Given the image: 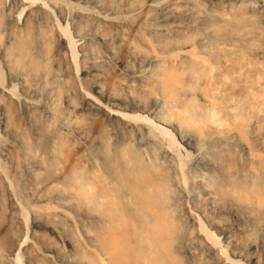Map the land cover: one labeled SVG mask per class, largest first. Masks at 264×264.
<instances>
[{"label": "bare ground", "instance_id": "obj_1", "mask_svg": "<svg viewBox=\"0 0 264 264\" xmlns=\"http://www.w3.org/2000/svg\"><path fill=\"white\" fill-rule=\"evenodd\" d=\"M0 264H264V0H0Z\"/></svg>", "mask_w": 264, "mask_h": 264}, {"label": "rangeland", "instance_id": "obj_2", "mask_svg": "<svg viewBox=\"0 0 264 264\" xmlns=\"http://www.w3.org/2000/svg\"><path fill=\"white\" fill-rule=\"evenodd\" d=\"M20 262H22V261H20Z\"/></svg>", "mask_w": 264, "mask_h": 264}]
</instances>
